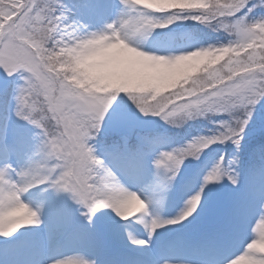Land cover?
I'll return each instance as SVG.
<instances>
[{"label":"rangeland","instance_id":"rangeland-1","mask_svg":"<svg viewBox=\"0 0 264 264\" xmlns=\"http://www.w3.org/2000/svg\"><path fill=\"white\" fill-rule=\"evenodd\" d=\"M57 1L8 0L7 4L0 5V46L2 40L12 41L5 54L15 52L16 62L20 64L18 68L23 70L19 72L21 77L17 97L18 94L24 95L22 85L27 79L25 72L29 70L34 78L31 82L34 92L44 96L47 107L49 105L51 113L56 114V125L65 141L68 139L70 143L67 155L78 159L81 148L86 152L83 147L77 146L83 138V133L77 130L78 116L96 115L94 117L102 119L107 125H112L115 120L126 121L121 105L107 92L111 87L104 86L102 78L104 73L116 78L123 70L95 68L101 74L92 79V84L106 88L96 93L80 89L78 94H72L61 72L43 61L40 63V54H35L33 49L23 50V44L27 45L30 38L44 31V23L35 22L34 15L38 18L41 16L44 22L49 21V15L52 18L55 16L57 9L53 3ZM248 1L231 0L225 6L232 18V25L243 17L237 14L243 11ZM206 2L208 0H186L185 4L190 7L191 4ZM259 2L264 5V0ZM154 3L162 5L161 0ZM82 6L79 7L81 15L71 20V16L61 13L60 9V16L52 25L62 51L72 50L84 59L98 52L102 54V63L134 57L133 62L137 61L135 70L149 82L150 72L142 68L143 65L138 62L141 59L139 56H159L163 61L169 57L168 67L164 69L170 75L174 66L180 65L182 60L176 59L177 55L195 47L193 39L177 47L171 45V40L156 42L153 34L148 33L154 28L149 0H90ZM170 6L173 4L170 3ZM255 35L256 39L248 43L249 53L243 58L240 57L239 46L231 45L229 48L235 49L232 62L237 64L229 63L226 66L232 73L240 71L235 82L217 86L209 93L183 89L178 96L181 101L176 111L185 109L189 112L193 106L201 110L204 106L201 103L205 106L218 102L235 105L238 94L246 100L253 95L264 102V35ZM197 54L186 64L197 61ZM11 56L8 57L9 61ZM240 62H244V66ZM194 71L196 68L187 74ZM161 80L156 75L153 82L160 85ZM7 83L5 72L0 70V90ZM107 84L112 85V82L108 81ZM17 105L18 99L15 97L6 130L10 142L5 141L0 146V241L10 240L6 245L0 243V264H255L258 253H264L257 248L258 244L264 243V181L258 190L255 205L245 212L244 218H240L237 224H231L230 232L217 223L207 230L205 236L197 239L193 237V230L185 227L174 231L163 230L173 220L187 215L195 199L204 195L209 186L208 177L216 166H226L222 158L207 160L181 183L182 196L168 200L162 172L156 166L158 155L166 146L163 140L152 148V155L144 153L132 160L117 158L112 151H93L99 160L91 167L104 174L102 200L113 211H126L128 207L134 211L129 215L128 222L122 221L127 226L124 242L115 248V256L108 258L109 253L105 250L103 254L100 253V242L96 238L85 240L73 229L70 230L64 213L53 205L51 191L42 188V183H46L42 181L44 167L41 165L44 161L40 149L29 134L13 132ZM72 169L73 181L78 182L82 170L79 162H74ZM35 212H39L38 216ZM91 221L96 219L91 216ZM107 243L103 239V244L107 246ZM107 248L111 253L115 251L113 247Z\"/></svg>","mask_w":264,"mask_h":264},{"label":"trees","instance_id":"trees-1","mask_svg":"<svg viewBox=\"0 0 264 264\" xmlns=\"http://www.w3.org/2000/svg\"><path fill=\"white\" fill-rule=\"evenodd\" d=\"M57 2L53 3L57 9L55 16L52 18L49 15V21L44 22L41 16L34 15L35 22L44 23V31L30 38L27 45L23 44V50L33 49L35 54H40V63L43 61L61 72L72 94H78L80 89L96 93L111 87L107 92L121 105L125 115L121 114L126 121L115 120L112 125H107L102 119L94 117L96 115L78 116L77 130L83 133V138L77 146L83 147L86 152L81 148L78 159L68 156L70 143L68 139L65 141L56 125V114L51 113L44 96L34 92L31 85L34 78L29 70L24 71L27 76L22 85L24 95L18 94L17 97L19 72L23 70L18 68L20 64L16 62L15 52L5 54L12 41L2 40L0 70L5 72L8 83L0 90V146L5 141L10 142L6 130L10 108L16 97L17 119L13 132L29 134L40 149L44 161L41 165L44 167L42 181L46 183H42V188L51 191L53 205L64 213L70 230L73 229L85 240L96 238L100 242V253L105 250L109 253L108 258L115 256V248L124 242L127 226L122 221L128 222L133 210L128 207L126 211H113L102 200L104 174L91 167L99 160L93 153L95 150L103 153L112 151L117 158L132 160L140 154L152 155V148L166 141L156 166L162 172L168 200L182 196L181 183L204 162L214 157L222 158L226 166L217 165L210 173L209 186L204 195L195 199L187 215H181L182 218L173 220L163 230L174 231L185 227L193 230V237L197 239L205 236L207 230L217 223L230 232L231 224H237L255 205L258 190L264 181V102L253 95L246 100L238 94L235 105L218 102L205 106L201 103L204 105L201 110L193 106L189 112L185 109L176 111V108L183 89L209 93L217 86L235 82L240 71L232 73L226 66L237 64L232 62L235 49L229 48L231 45L239 46L240 57L243 58L249 53L248 43L256 39L255 34L264 35V5L259 0H249L243 11L237 14L243 17L232 25V18L225 8L231 0H208L205 4H191L190 7L186 6V0H161L162 5L149 0L154 28L148 33L153 34L156 42L171 40V45L177 47L193 39L195 47L176 56V59L182 60L180 65L174 66L170 75L164 69L168 67L169 57L163 61L159 56H139L142 68L150 72L148 82L135 70L137 61L133 62L134 57L102 63V54L98 52L93 57L89 56L88 61L72 50L62 51L52 29L55 19L60 16V9L61 13L70 15L71 20L81 15L80 5H86L90 0ZM7 3L8 0H0V5ZM12 54L15 56L12 57ZM196 54L197 61L186 64ZM240 63L244 66V62ZM105 67L123 71L116 78L104 73L102 78L106 87L92 84V79L101 74L95 68ZM195 68L196 71L187 74ZM156 75L162 78L160 85L153 82ZM108 81L112 85L107 84ZM64 142V147H61ZM74 162H79L82 169L78 182H74L72 177ZM38 213L35 212L36 216ZM91 216L96 221L92 222ZM103 239L108 242V247L115 249L113 253L103 244ZM9 241L0 243L6 245ZM257 248L264 251V243L258 244ZM258 254L255 264H264V253Z\"/></svg>","mask_w":264,"mask_h":264}]
</instances>
